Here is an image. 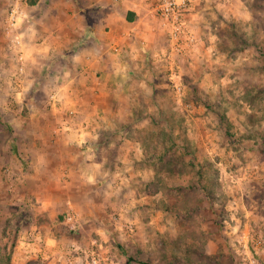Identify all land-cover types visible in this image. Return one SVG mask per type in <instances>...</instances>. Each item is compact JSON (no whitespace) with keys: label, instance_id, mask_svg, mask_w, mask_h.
Returning <instances> with one entry per match:
<instances>
[{"label":"rangeland","instance_id":"1","mask_svg":"<svg viewBox=\"0 0 264 264\" xmlns=\"http://www.w3.org/2000/svg\"><path fill=\"white\" fill-rule=\"evenodd\" d=\"M28 2L0 11V264H71L94 238L104 264H264V0L196 5L188 25L198 41L174 60L162 28L173 63L157 74L144 137L166 150L148 146L138 174L107 165L82 188L52 150L55 82L37 62L49 22L5 27Z\"/></svg>","mask_w":264,"mask_h":264},{"label":"crops","instance_id":"2","mask_svg":"<svg viewBox=\"0 0 264 264\" xmlns=\"http://www.w3.org/2000/svg\"><path fill=\"white\" fill-rule=\"evenodd\" d=\"M9 1L0 0V11ZM205 1L194 0L188 20ZM155 2L32 0L26 3L29 12L24 8L13 27L49 22L37 62L55 82L51 104L60 136L52 150L60 151L67 180H76L81 188L107 165L126 162L138 174L135 166L147 155L144 133L155 115L150 101L159 85L157 74L173 63L166 56L167 36L155 16ZM41 161L53 164L49 158ZM67 205L66 213L73 209L78 214L70 200Z\"/></svg>","mask_w":264,"mask_h":264},{"label":"built area","instance_id":"3","mask_svg":"<svg viewBox=\"0 0 264 264\" xmlns=\"http://www.w3.org/2000/svg\"><path fill=\"white\" fill-rule=\"evenodd\" d=\"M194 0H156L154 6L155 16L158 18V23L166 32L170 44V52L172 59L174 54H182L189 50L197 41L196 33L190 29L188 25V14L192 9ZM23 16V11L20 7L15 5L6 19L5 27L10 33L11 28L16 27L20 18ZM14 45L17 47L19 54V70L24 72L25 57L22 52V43L18 38H14ZM181 92V88H178ZM66 221L70 225V229L76 230L78 227V214L73 209L67 212ZM75 247V245H73ZM103 244L94 238L90 246L79 247L76 246L70 256L71 264L78 259L83 258L85 264H104L105 259L102 257Z\"/></svg>","mask_w":264,"mask_h":264},{"label":"trees","instance_id":"4","mask_svg":"<svg viewBox=\"0 0 264 264\" xmlns=\"http://www.w3.org/2000/svg\"><path fill=\"white\" fill-rule=\"evenodd\" d=\"M30 2L32 1V0H29ZM149 148H158V149H164V150H166V145H165V141H159L158 139L157 140H155V144L154 143H152L151 144V146L149 145ZM167 152V151H166ZM166 152H165V154H166ZM164 154V155H165ZM162 153H158V156L157 157H159V159H161L163 156H164ZM7 258H9V257H7ZM8 260V259H7ZM5 264H9V262L8 261H6L5 262ZM145 264H150V263H145Z\"/></svg>","mask_w":264,"mask_h":264}]
</instances>
